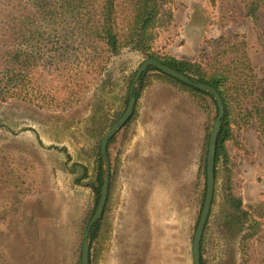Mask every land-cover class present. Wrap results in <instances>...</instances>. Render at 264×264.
Masks as SVG:
<instances>
[{
  "label": "rangeland",
  "instance_id": "1",
  "mask_svg": "<svg viewBox=\"0 0 264 264\" xmlns=\"http://www.w3.org/2000/svg\"><path fill=\"white\" fill-rule=\"evenodd\" d=\"M241 42L264 94V12L253 20L238 0L166 3L154 49L209 70L216 52ZM143 60L130 49L113 56L88 92L64 110L38 101L0 100V264H81L87 222L94 214L100 144L124 112ZM191 96L192 138L166 144L159 156L136 158L130 151L138 98L134 117L109 139L106 237L99 249L92 242L91 264H193L216 106L209 96L207 108ZM176 119L177 133L184 135L187 122ZM233 134L226 143L232 191L246 207L264 201V146L253 120L234 127ZM223 179L218 165L201 264L241 263L239 242L246 224L228 217ZM256 239L250 243L259 260Z\"/></svg>",
  "mask_w": 264,
  "mask_h": 264
},
{
  "label": "trees",
  "instance_id": "2",
  "mask_svg": "<svg viewBox=\"0 0 264 264\" xmlns=\"http://www.w3.org/2000/svg\"><path fill=\"white\" fill-rule=\"evenodd\" d=\"M172 0H0V100L18 98L38 101L59 110L78 101L103 74L113 56L123 50L139 52L144 59H155L186 77L213 87L221 97L224 114L215 140L214 177L218 165L224 170V200L228 217L245 223L240 238V264H264V201L246 207L232 191L226 143L233 141L234 127L254 121L260 143L264 146V94L259 93L255 75L244 43L225 46L215 55L209 70L197 61L179 59L154 49L163 7ZM245 15L253 20L264 12V0H238ZM142 73L136 99L154 78H163L193 95L207 108L205 96L211 94L181 82L170 75ZM129 97V96H128ZM218 109L216 106V115ZM133 112V117H134ZM131 117V118H133ZM129 118V120L131 119ZM128 120V121H129ZM103 165L97 161L94 212L103 183ZM93 213V211H92ZM104 214L91 227L92 242L100 248L106 237ZM90 219H88L89 222ZM87 222V224H88ZM203 230L200 251L207 231ZM256 237L260 248L251 245ZM89 251V264H91ZM202 263V256H201Z\"/></svg>",
  "mask_w": 264,
  "mask_h": 264
},
{
  "label": "crops",
  "instance_id": "3",
  "mask_svg": "<svg viewBox=\"0 0 264 264\" xmlns=\"http://www.w3.org/2000/svg\"><path fill=\"white\" fill-rule=\"evenodd\" d=\"M192 103V96L188 92L169 82L153 80L143 89L137 100L135 108L137 116L135 114L134 132L131 139L130 151L132 155L134 154L136 158L146 155L159 156L163 153L166 144L174 146L178 138L183 140L185 136L191 139L193 135L191 127ZM176 116L187 122L184 135L177 133ZM198 132L200 136V130ZM150 148H154V150ZM132 177L142 178L145 176L133 174Z\"/></svg>",
  "mask_w": 264,
  "mask_h": 264
},
{
  "label": "water",
  "instance_id": "4",
  "mask_svg": "<svg viewBox=\"0 0 264 264\" xmlns=\"http://www.w3.org/2000/svg\"><path fill=\"white\" fill-rule=\"evenodd\" d=\"M149 66H153L157 70L162 72L163 74L170 75L173 78L181 82L192 85L202 91L207 92L208 94H211L216 102V106L218 109L217 115L215 117V120L212 124L210 133H209L208 149H207V155H206L205 199H204L203 207L200 213V217H199V220L196 226V230H195V234H194L193 242H192L193 264H201L200 242H201L204 227L206 225V222H207V219L210 213V207H211L212 199H213L214 183H215V177H214L215 148H216L215 140H216V136L219 131V128H220L221 117L224 114V106H223V102L221 100L220 95L213 87L203 82L192 80L186 77L183 73H180L170 68L169 66L155 59H152V58H147L143 60L138 66L135 72L134 80H133V87H131L130 92H129L130 94H129L128 104L124 112L121 114V116L116 120V122L111 126V128L105 133V135L102 138V141L100 144V153H101V158L104 162L103 183L100 188V197L98 200L96 210L86 227L85 237L83 239L82 247H81V264H89V251H90L89 240H90L91 227L95 222H97L101 218L103 214L104 206H105V201L107 198L108 185H109V164H108L106 150H107L108 141L117 132V130L122 128L127 123L129 118L133 114V110H134V106L136 102V97H135V93L137 91L136 87L138 86V82H139V79L142 73L145 72Z\"/></svg>",
  "mask_w": 264,
  "mask_h": 264
}]
</instances>
